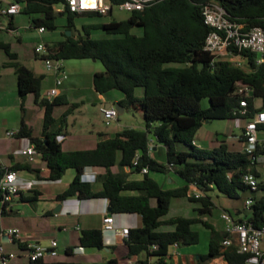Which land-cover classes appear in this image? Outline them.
I'll list each match as a JSON object with an SVG mask.
<instances>
[{
  "label": "trees",
  "instance_id": "trees-1",
  "mask_svg": "<svg viewBox=\"0 0 264 264\" xmlns=\"http://www.w3.org/2000/svg\"><path fill=\"white\" fill-rule=\"evenodd\" d=\"M18 1L23 4L21 12L29 16L32 27L55 30L57 17H64L63 37L46 44L49 56L63 60L88 58L99 61L103 69L93 74L94 90L100 94L119 90L122 98L117 104L125 110H140L144 119L142 129L124 127L112 136L100 139L93 148L65 151L57 137L63 133L68 114L80 103L69 102L64 95L53 98L43 95L41 83L44 75H36L14 61L20 109H24L29 94L34 95V103L43 109L40 135H33L32 129L22 123L17 137L29 139L44 167L26 164L20 168L41 180L60 179L68 168H73L76 175L65 190L56 195V200L105 198L109 213L139 215L141 225L129 228L126 238L130 254L144 251L146 257L156 258L154 264H170L165 258L169 256L173 243L177 242L179 246L197 244L199 233L192 226L202 223L210 230V237L207 253L198 255L197 264H207L214 258L229 264H244L245 255L238 253L235 245L223 247L221 244L226 232L216 231L201 216L210 214L214 206L208 191L215 189L224 196L237 198L241 191L251 192L242 181L244 173L255 172L260 179L261 175L256 172L255 163L241 150L231 148L225 141L209 148L198 147L194 144V136L204 121L249 119L254 112L264 110V53L262 61L258 62L256 53L243 50L239 53L243 66H237L225 57H214L207 52L204 40L210 28L203 21L201 7L205 2L214 1L225 10L229 20L241 24L243 30H249L264 28V0H156L142 10L131 11L126 19L111 18L105 22L92 21L104 16L96 12L55 11L53 6L63 0ZM108 1L116 5L124 0ZM78 17L89 19L81 23L79 29ZM91 30H100L105 36L93 38ZM0 49L11 58L16 56L4 41H0ZM240 86L251 89V95L246 97L245 115L239 112L243 108L240 105L243 97L236 93V89ZM138 88H142V95L136 94ZM204 98L208 102L206 107L201 106ZM256 100L260 101L258 106ZM59 105H67V108L55 118L53 111ZM259 130H264V124L258 125ZM153 135L165 149V162L150 155ZM136 153L139 161L133 165ZM258 153L264 156V148L258 147ZM87 166L104 169L99 190H94L91 182L81 178ZM114 167L117 171L113 170ZM125 167L130 171L126 172ZM142 167H147L146 173H140ZM20 168L16 165L10 167L15 171ZM169 171L183 180L181 186L163 188L151 176L154 172ZM130 173L141 174V177L129 179ZM190 184L203 195L189 196ZM258 190L264 191V180H260ZM179 197L198 202V216L178 215L165 219L171 199ZM22 198L33 203L38 193L34 191ZM253 198L248 221L259 227L264 225V195ZM163 226L172 228L162 229ZM79 245L101 248L102 230H82ZM33 263L80 264L75 261L46 263L42 259ZM107 264L117 263L109 260ZM141 264L148 263L144 260Z\"/></svg>",
  "mask_w": 264,
  "mask_h": 264
},
{
  "label": "rangeland",
  "instance_id": "rangeland-1",
  "mask_svg": "<svg viewBox=\"0 0 264 264\" xmlns=\"http://www.w3.org/2000/svg\"><path fill=\"white\" fill-rule=\"evenodd\" d=\"M129 14L130 12L114 6L110 15H104L92 19V21L105 22L109 21L111 18L122 20L126 19ZM88 21L89 19L78 17L76 19L77 28H80L79 25L81 23ZM12 23L14 27L18 28V34L6 33L4 31L0 32V41L8 43L10 46V52L16 54L14 58H11L3 49H0V161L2 164L6 165L13 161L10 155H13L15 158L20 157L16 151L18 150L19 142L22 138L17 136L10 138L4 137V131L6 129L16 130L22 123L30 127L35 136H38L42 129V116L38 113L39 106L34 103L33 94L26 96L23 105L24 109H20V97L17 93L15 67L13 62L15 61L18 64L31 69L37 75L46 76L41 83V93L46 89L51 88L54 85L52 71H49L46 68L45 59L42 58L40 53L35 51V48L39 43L50 44L53 41L61 39L63 37L62 31L65 19L64 17H57L56 24L58 27L55 30L46 29L43 33H38L36 28L32 26L30 27L29 16L23 12L15 15L12 19ZM103 36L105 35L100 30H91V37L100 38ZM68 61H80V66L77 69L72 68L69 70L73 73L71 81H75L78 85L84 87L83 94L81 95L83 103H81V105L79 104L80 106L77 111L68 114V119L66 121L68 128L73 131L74 134L78 135L80 132L90 129L95 131L102 130L113 135L116 131L127 126L144 128L142 112L136 109H128L124 110L123 113H118L117 118L112 120L110 124L106 125L101 117L100 107L104 106V103H111V105L114 106L118 101L117 98L122 97V93L119 90L113 89L99 95L91 90V76L93 71L103 69V66L99 61L92 62V60L88 58L79 60L70 59ZM168 65L178 64L169 63ZM68 82H66V84H68ZM142 93V88L136 90L137 95H142ZM207 104V99L204 98L201 100L202 107H206ZM66 107L67 105L56 106L53 111V116L58 118L65 111ZM241 124H243L242 119L232 118L204 121L202 128L199 130L198 136H195L194 142L199 147L209 148L218 145L221 141H225L231 146V148L241 150V143L237 140V136L241 133ZM257 136L259 139L264 138V130H259ZM178 147L183 148L180 144H178ZM63 149L65 150L64 146ZM163 149V146H159L158 149L154 151L155 158L160 162H165V152ZM258 167L261 171V179L264 180V167L261 164L258 165ZM139 175L140 174L134 173L131 176L135 178ZM160 175L161 174L157 172L151 173L153 178L159 183H162ZM208 194L212 197L214 206L212 207L210 214L202 216L209 221L215 229L219 230L224 224L223 220L220 218V213L223 209L226 210L234 207L245 209V199L247 197L264 195V191H241L237 198L224 196L215 189L208 191ZM198 206V202L189 201L186 197L172 198L168 213L164 218L166 219L178 215L185 217L198 216L196 210V207ZM170 228L172 227H162V229ZM192 228L198 231L199 242L194 245L182 246V248L191 247L195 251V258H197L198 255L207 253L210 230L202 223H196ZM14 251L17 256L12 264H38L30 262L29 259L23 255V249H14ZM62 255L63 252L60 250L59 257H45L44 260L46 263L49 262V260H61ZM167 260L170 264H174L177 258L172 256ZM217 262H220V259L214 258L210 260L209 263L214 264Z\"/></svg>",
  "mask_w": 264,
  "mask_h": 264
},
{
  "label": "built area",
  "instance_id": "built-area-1",
  "mask_svg": "<svg viewBox=\"0 0 264 264\" xmlns=\"http://www.w3.org/2000/svg\"><path fill=\"white\" fill-rule=\"evenodd\" d=\"M156 0H124L122 3L112 5L108 0H63L60 4L54 5L55 11H64L65 9L72 13L96 12L106 15L112 12L114 6L128 12L142 10ZM23 4L18 0H0V32L18 34V28L14 27L12 19L18 13H21ZM201 15L204 23L210 28L204 40V49L214 55V57H225L231 63L237 66H243V61L240 59V52L243 50L254 52L258 55L257 61H262L264 53V28L253 27L249 30H243V26L239 23L229 20L225 10L214 1L205 2L201 7ZM31 27V26H30ZM38 33H43L46 29L44 26L34 27ZM35 51L44 55L45 65L49 71L54 74V85L49 88L45 96L53 98L59 94L60 85L68 79V71L64 66V60L49 56V49L46 44L39 43ZM236 93L243 98L240 100V105L243 107L239 110L240 114L247 113L246 97L251 95V89L248 86L237 87ZM101 117L106 125L117 118V110L114 106L100 107ZM242 119V118H236ZM243 124L240 125L241 133L237 136V140L241 143V151L247 154L252 163H255L256 172L261 171L258 165L264 167V156L258 153V147L264 148V140H260L257 136L258 125L264 124V110L254 112L249 119H242ZM18 129L4 131V137L10 138L17 136ZM151 151V147L149 152ZM26 157L28 162H33L38 155L34 145L29 141L23 147L16 151ZM139 154L136 153L133 159V165H137ZM256 161V162H255ZM1 165V161H0ZM84 168L81 173V178L85 181L92 182L95 175L86 174ZM3 173L0 174V214L8 209L21 189H29L30 185L22 183L17 171L3 167ZM147 167H142L140 173H146ZM260 179L255 172L248 171L242 177L251 192H256L259 189ZM192 189H188L189 196L199 197L203 193L193 184H190ZM108 202V200H107ZM254 203L253 196L245 199V207H249ZM220 218L223 220L226 236L221 244L223 247L235 245L237 252L245 255L244 264H264V225L254 227L248 217L236 219L226 210H222ZM102 232L114 231L120 236L127 238L129 227L123 226L116 229L114 224V214L105 211L102 217ZM21 231L17 227L6 229V234L11 237L19 249H23V254L30 262H36L44 259L46 256L54 257L57 255V241L50 239L47 245L35 241H23L20 237ZM22 247V248H21ZM155 247V246H153ZM179 244L173 243L168 255L178 254ZM17 254L13 251H7L5 246L0 243V264H9ZM229 264V263H227Z\"/></svg>",
  "mask_w": 264,
  "mask_h": 264
},
{
  "label": "crops",
  "instance_id": "crops-1",
  "mask_svg": "<svg viewBox=\"0 0 264 264\" xmlns=\"http://www.w3.org/2000/svg\"><path fill=\"white\" fill-rule=\"evenodd\" d=\"M92 62L95 61L92 60ZM63 63L69 76L59 88L58 95H64L69 102H78L81 105V103H83L81 95L83 94L84 87L78 85L75 81H71L73 73L69 70L72 68L77 69L80 66V61L64 60ZM96 71L101 70H95L93 71V74ZM93 74L91 76V90L96 94L102 95L96 92L93 88ZM52 75L54 77L53 73ZM45 78L46 76H44V79ZM66 82H68V84H66ZM47 90L48 89L42 94L45 95ZM121 98L122 97H119L117 99L119 100ZM256 103L259 105L260 101L256 100L255 102V105L258 106ZM79 106L74 108L72 113L77 111ZM38 113L43 118V109L41 107H39ZM201 128L202 125L196 131L195 136H198ZM110 136L112 135L108 132L90 129L84 130L77 135L68 128L66 122L63 133L57 137V140L61 143L62 149L64 146L65 151H69L93 148L100 139ZM260 140H264V138H261ZM28 142V138H22L19 142L18 148L23 147ZM195 145L198 146L197 144ZM159 146L162 145L156 142L155 138H151L150 155L153 158H155L154 151H156ZM163 150L165 152V149ZM19 156V158H15L13 155H10L13 161L8 165L1 163L0 170L3 167L10 168L15 165L20 168L26 164L35 168L44 167V163L39 155L36 156V159L33 162H28L26 157L21 154H19ZM113 170L117 171V168L114 167ZM125 171L129 172L130 170L128 167H125ZM103 172V168L97 167H91L86 170L87 175H95L94 180L91 182L94 190H99L101 188L100 176ZM17 173L19 174L22 183H25L26 185L29 184L30 188L21 189L19 193L13 197L10 207L0 214V243L5 246L7 251L15 252L14 249H19L14 240L6 234L7 228L17 227L21 231L20 237L23 241H35L44 245H47L50 239H55L57 241V255L54 257L60 256V250H62L63 255L61 256V260H49V262L75 261L80 264H107L109 260H115L117 264H141L142 261L146 260L148 264L155 263L156 258L153 256L146 257L144 251H141L138 254H130L126 238L120 236L114 231L102 232L103 245L101 248L83 247L79 245V237L82 230L91 228L102 229V217L104 212L108 211L109 205L105 198L78 199L77 197H69L61 201L55 199L56 195L64 191L74 178L77 173L75 169L68 168L63 176L57 180H41L34 174L21 168L18 169ZM132 174L134 173L129 174V179H137L141 177L140 174L133 178L131 176ZM160 174V179L162 180V183L160 184L163 188H172L183 184V180L173 171ZM189 189H192L191 185H189ZM34 191L38 193V198L35 202L31 203L22 198L32 195ZM58 205L61 206L57 208ZM226 211L230 212L236 219L247 218L250 216L249 209L247 208L243 209L241 207H234L226 209ZM201 217L203 220H206L203 216ZM114 224L116 229H120L123 226L134 228L141 225V220L139 215L134 213H119L114 214ZM224 227L225 224H223L219 230L214 229L223 233L225 232ZM194 252L195 251L191 247L182 248V246H179L178 254L169 255L165 260L173 256L174 258H177L174 264H197L198 257L195 258ZM46 257L54 258L51 256ZM14 259H12L9 264H12ZM44 259H42L43 262H45ZM214 264H227V262L220 260V262Z\"/></svg>",
  "mask_w": 264,
  "mask_h": 264
},
{
  "label": "water",
  "instance_id": "water-1",
  "mask_svg": "<svg viewBox=\"0 0 264 264\" xmlns=\"http://www.w3.org/2000/svg\"><path fill=\"white\" fill-rule=\"evenodd\" d=\"M67 34H70V31H67ZM109 106H111V103H106L105 104V107H109ZM114 108L117 110V113H123V111L125 110L122 106H120L119 104H115L114 105ZM152 138H154V135L152 136ZM59 206H61V205H58L57 206V208L59 207ZM108 211H110V208L108 207Z\"/></svg>",
  "mask_w": 264,
  "mask_h": 264
},
{
  "label": "clouds",
  "instance_id": "clouds-1",
  "mask_svg": "<svg viewBox=\"0 0 264 264\" xmlns=\"http://www.w3.org/2000/svg\"><path fill=\"white\" fill-rule=\"evenodd\" d=\"M84 170V169H83ZM87 170V169H86Z\"/></svg>",
  "mask_w": 264,
  "mask_h": 264
}]
</instances>
